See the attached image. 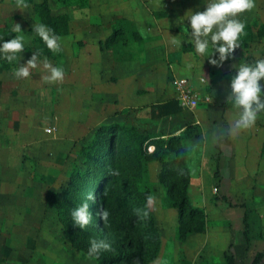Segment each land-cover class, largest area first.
<instances>
[{"label":"rangeland","instance_id":"rangeland-1","mask_svg":"<svg viewBox=\"0 0 264 264\" xmlns=\"http://www.w3.org/2000/svg\"><path fill=\"white\" fill-rule=\"evenodd\" d=\"M52 1L54 6L51 11L55 14H67L72 31H69L70 36L69 33L59 36L60 50L51 51L48 56L42 53L47 46L32 32L31 27L34 23H40L37 10L41 0H33L27 5L16 4L13 0H0V44L17 35L24 37V51L17 53V59L11 63L0 54V67L4 70H9L12 66L17 69L26 64V58H31L34 52H40L41 61L35 69L30 70L32 76L29 78L17 79L10 71L5 78V84L13 82L12 85L29 86V94H12L8 92L12 88H6L7 93L0 95V264L96 263L94 258H89L86 253L71 246L57 219L56 211L45 204L46 192L48 189H55L53 191L61 196L60 189L67 182L68 171L77 159L78 148L91 137L97 122L123 120L124 113L119 111L118 99L123 97L125 88L143 85V81V87L147 89L155 85L156 81L147 77L138 82L139 67L144 63L139 56L146 53L147 65L160 68L163 67L164 60L168 61L174 55L166 52L170 46H155L156 41L137 42L129 36L126 40L121 39L116 45V53L119 58L124 56V60H115L109 50L103 52L107 59L100 66V81L95 85L98 93L92 95L95 99L93 102L91 92L86 89V81L75 83L76 67L79 64L76 51L83 45L82 33H86L89 25L92 29L98 23L109 26L107 23L116 14H122L129 1L50 0ZM199 1H195L196 7L203 9L204 4L198 5ZM164 2V5L180 7L179 11L195 5L190 0ZM254 3L255 7L251 11L238 14L237 18L241 15L242 19L249 20L248 23L255 30V25L264 22V0H254ZM160 5L161 3L156 7ZM162 14L163 10L159 16ZM117 15V22L125 27L129 35V31L135 26H130L128 19L117 18ZM16 24L21 26L22 31L19 33L13 32ZM100 47L102 50V45ZM235 53L242 55L244 63L264 59V37L254 38L247 47L240 46ZM45 57L53 66L64 69L66 74L63 79L66 84L62 89L52 87L51 83L43 80L48 74L42 64ZM171 79L169 72H164V79L161 80L168 85ZM17 96L26 99L34 125L28 126L23 115L20 117L19 110L17 114L14 113L15 110H4L12 102L19 105V101L15 102ZM67 112L70 117L66 119ZM210 113L216 119L220 109H214ZM13 114L17 115L15 121L20 120V123L8 124L11 120L7 121L5 116L12 117ZM55 114L60 116L59 125L50 132L45 131V128L52 125L49 121H52ZM256 123H259L256 133L259 135L260 147L256 158L252 159L249 155L234 157L224 144L219 155L216 148L214 154H210L209 146L202 156L197 155V149L192 150L190 146L193 143L198 145L201 137L199 142L192 141L188 146L187 165L194 179L193 192L196 194L191 196V203L206 211L208 230L204 234H192L185 240L178 238L176 211L163 204L164 188L156 177L158 165L154 162L150 164L148 186L151 195L156 197V205L151 213L157 221L162 242L158 257L150 264H226L225 254L234 256V264H250L259 252L263 255L261 264H264V111L258 113ZM152 149L148 147V151ZM216 154L219 156L218 161L215 160ZM19 156L22 157L24 167H16ZM237 161L242 164L241 171L237 168ZM221 178L225 180V188L230 190L234 187L227 192L230 195L227 200L214 198V183ZM244 213L247 214L248 242L242 231Z\"/></svg>","mask_w":264,"mask_h":264},{"label":"trees","instance_id":"trees-1","mask_svg":"<svg viewBox=\"0 0 264 264\" xmlns=\"http://www.w3.org/2000/svg\"><path fill=\"white\" fill-rule=\"evenodd\" d=\"M31 1L33 0H13L19 5H27ZM53 6V1L41 0L37 10L39 22L52 28L58 36L67 35L70 31L69 16L65 13H53ZM129 25L134 27L130 21ZM255 27L254 30L251 24H245V34H242L238 41L240 46L247 47L254 38L264 37V22ZM135 28L127 35L125 27L117 22L116 28L100 44L103 49L112 52L115 60H124V56L119 58L116 53V45L121 39L126 40L127 36L137 42L147 39L145 34ZM42 53L49 56L51 50L46 48ZM253 63L252 60L247 62ZM261 84L264 85V80ZM219 107L223 110L233 108L232 103L227 100L220 103ZM182 110L178 100L173 97L164 102L119 110L124 113L123 120H101L91 137L80 144L77 159L68 171L67 182L60 189L61 196H58L57 191H53L55 189L47 190L45 204L56 211L63 232L75 250L87 254L92 238L107 239L111 243V251H102L98 258L93 257L95 264H134L137 260L139 264H150L158 257L162 242L155 217L151 210L147 217L138 216L135 212L136 209H145L146 197L151 194L148 183L149 167L153 162L158 165L156 177L164 188L162 202L176 211L178 238L185 240L189 235L206 233V211L203 207L191 203L189 191L191 171L187 165V141L188 138L199 136L194 125H187L181 133L163 137L139 131L130 120L132 113L139 117L156 119ZM148 147H152V151H148ZM181 152H185V155L177 159ZM218 159L216 154L215 160ZM109 169H118L119 175H109ZM180 169H183L182 175ZM219 186L218 179L214 185V198L227 200V197L218 191ZM89 192L96 197L95 202L87 201L92 221L82 230L73 225L71 212L74 207L86 201ZM101 207L110 213L107 223L97 215ZM242 231L248 242L246 213L242 217ZM233 257L232 254H225L226 264H234ZM262 257V253H257L250 264H261Z\"/></svg>","mask_w":264,"mask_h":264},{"label":"crops","instance_id":"crops-1","mask_svg":"<svg viewBox=\"0 0 264 264\" xmlns=\"http://www.w3.org/2000/svg\"><path fill=\"white\" fill-rule=\"evenodd\" d=\"M128 1L129 3L125 5L123 13L118 15L116 14L117 18L122 17L128 19L134 24L135 27H137L141 31L142 34H145L147 36V41L151 43L156 41L157 44H155V46H170L169 48H167L166 52L167 54L172 53L174 55L172 59L168 61L164 60V65L160 68L153 67V65H150L149 67L147 65V54L144 53L140 55V61L144 63L140 64V74L138 76L139 79L137 80L139 82L142 80L143 77L151 78L156 81L155 85H152L149 89H147L146 87H143L145 86V83L143 81V85L138 84L136 87L132 86L133 90L129 87L125 88L123 91V97L118 99L119 110L128 107L136 108L147 106L156 102H164L173 97L176 98V92L172 84V80L178 78H186L188 79V82L193 90L198 91L201 94L208 95L209 100L200 103V105L195 108H183V110L179 113L162 118L151 119L146 117H139L136 115V113H132L130 115V120L136 125L137 129L139 131L149 132L166 137L169 135L181 133L187 125L192 124L194 125L195 130L199 133L200 136L188 138L187 144H192V141L199 142L201 137V142H199L200 145H194L193 143L192 146V150L194 148L197 149V155L201 154L202 156L204 150L208 151V146L210 149V154H214V151L217 150V153L219 155L222 153V145L224 144V146H226V148L230 150L231 154L234 157L243 158L249 155L252 156V159L256 158V156H258L260 152L259 135H257L256 133V129L259 128V123L254 124V126L247 130L241 131L240 134L237 135L235 138L226 139L223 144L216 141L215 130L221 126L226 128L235 116L236 112V109L234 108L223 110L221 107H219L220 103L227 100V92L230 91L228 87L230 84V78L232 75L235 74V70L232 66L234 64L244 62L242 60V55L235 53L233 54L234 59L230 58L226 60L222 66L216 67L209 63V59H218L219 54L215 53L213 54V56L207 58L213 52L211 45L204 54L197 53L193 45H188L189 43H187V40L190 36L191 29L189 27L187 16L185 14L191 11H204L206 8L205 0H200L198 2V5H200L201 3L204 4L203 9L196 7V0H190L193 1L195 5L193 7H186L182 9V11H179L181 9L180 7L164 5L166 4L164 1L168 0ZM159 3H161L160 7H156V5H158ZM161 7L163 8L161 9ZM162 10L163 14L159 16L162 13ZM115 16L113 17L112 21H109V23H107V25H109L107 27L106 24L98 23L94 25L95 28L92 29L89 25V28L86 30V33H82L83 45L79 46L78 51H76V57L78 59L77 61H79V64L76 67L77 71L75 83L80 84V81H86V83L88 84L86 89L91 92V96H95L98 93V91H95V85H98L100 81V66L101 63H103L104 59H107L105 57L106 55L103 53L106 50H101L100 42L104 41L105 38L111 33V31H113L112 29L116 28L117 20ZM239 20L244 24H247L249 21L246 19H242L241 15L239 16ZM101 25L103 27H101ZM105 29L106 32H104ZM70 31H72L71 28ZM70 35L71 33L68 34V36ZM173 40H176L177 43H172ZM26 59L28 60L30 58L27 57ZM109 65L112 67L111 63H109ZM0 69H2L0 71V95L1 93H7L6 88H12L11 91H8L12 94H29V86L20 84L12 85L13 82L11 84H5L4 81L6 80L5 78L9 73L8 71L13 72V66L9 70H4L3 67H0ZM120 69L123 68H119V70ZM164 72H169V74L172 76L170 84L168 85L162 83L163 80H161L164 79ZM30 76L32 75L30 74L29 77ZM135 77L134 80H136ZM200 78H203V81H200ZM65 82L66 81L63 79L62 82L57 81L51 83L50 86H56L62 89V86L66 84ZM81 89L84 90L83 87ZM79 92H81V90H79ZM93 96L92 101L94 102L95 99H93ZM133 97H135L136 99L133 100ZM115 100L116 99H114V101ZM15 102H18L19 105H16L14 104V102H12L10 106L8 108H4V110L7 109L10 112L15 110V114H17V111L19 110L20 117H22L23 115V118L28 121V126H30L31 124L34 125V122H31V118L29 116L30 109L28 107L26 99H24V97L17 96ZM214 109H220V114L217 116L216 119H214L215 117L210 113ZM15 114H13L12 117L5 116V119H7V121L8 119L11 120L8 124H14L16 122L20 123V120L15 121L14 118H16L17 116ZM68 117H70L69 112L66 113V119ZM59 119L60 116L55 114L51 118L52 121H49L52 124L49 127L56 129L59 125ZM98 123L99 122H97L94 127H96ZM94 129H92V131ZM21 158V156L17 157L18 162L16 167L18 168L24 167L22 166L23 163L21 161ZM241 167L242 164L237 161V168L239 171H241ZM224 181L225 180L222 178L219 179L220 186L218 190L221 194L225 195L228 198L230 197L228 193L232 189H234V187L232 186V188L228 190V188H225V184H223ZM231 182L233 185V181ZM193 187L194 179L191 175V184L189 191L192 197L196 195L193 192Z\"/></svg>","mask_w":264,"mask_h":264},{"label":"clouds","instance_id":"clouds-1","mask_svg":"<svg viewBox=\"0 0 264 264\" xmlns=\"http://www.w3.org/2000/svg\"><path fill=\"white\" fill-rule=\"evenodd\" d=\"M204 11L187 12V21L191 29L187 43L194 46L195 51L204 54L211 45L213 52L207 58L218 53V59H209L213 66L220 67L230 59H234V51L240 48L239 39L245 34V24L237 17L238 14L251 11L255 7L254 0H207ZM32 32L38 35L47 48L53 52L60 50V37L55 34L52 28L43 23H34ZM21 26L16 24L13 32H21ZM24 37L17 35L12 39L5 40L0 44V54L10 63L17 59V53L24 51ZM172 43H177L173 40ZM40 52H34L26 64L20 65L13 70V75L17 79L27 78L30 70L35 69L41 63ZM43 69L48 73L43 77L46 83L62 81L64 78V69L53 66L45 57L42 61ZM235 74L230 78L229 89L227 93V102H231L236 109L235 116L228 126L218 127L215 130L216 141L223 144L226 139L235 138L241 131L254 126L258 113L264 111V59L255 61L253 64L238 63L232 66ZM187 151V149H185ZM185 152H181L177 159L183 158ZM183 174V169L179 170ZM109 175L118 176V169H109ZM96 197L92 192L86 196V201L73 208L71 218L74 226L85 229L92 221V214L89 211L88 200L95 202ZM156 197L149 194L146 197L145 209H136L138 216L147 217L149 210L154 209ZM98 217L105 223L109 219V211L103 207L97 212ZM112 245L107 239H90V247L87 251L89 258H98L102 251H111ZM139 264V261H134ZM158 264V262H157Z\"/></svg>","mask_w":264,"mask_h":264},{"label":"built area","instance_id":"built-area-1","mask_svg":"<svg viewBox=\"0 0 264 264\" xmlns=\"http://www.w3.org/2000/svg\"><path fill=\"white\" fill-rule=\"evenodd\" d=\"M200 81H203V78H200ZM172 84L175 88L176 99L182 108H195L200 105V103L209 100L208 95L193 90L186 78L173 79ZM52 129V127H47L45 131L50 132Z\"/></svg>","mask_w":264,"mask_h":264}]
</instances>
